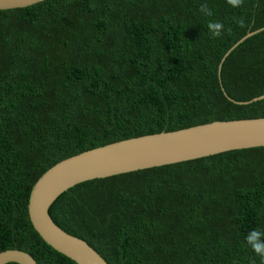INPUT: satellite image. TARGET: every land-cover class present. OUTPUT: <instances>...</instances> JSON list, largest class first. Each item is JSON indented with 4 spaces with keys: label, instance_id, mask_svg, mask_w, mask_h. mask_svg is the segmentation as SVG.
<instances>
[{
    "label": "trees",
    "instance_id": "trees-1",
    "mask_svg": "<svg viewBox=\"0 0 264 264\" xmlns=\"http://www.w3.org/2000/svg\"><path fill=\"white\" fill-rule=\"evenodd\" d=\"M209 22L223 24L221 36ZM261 27L264 0H43L0 10V251L76 264L28 216L32 186L58 161L130 137L264 117V98L237 103L264 94V30L218 74L229 48ZM49 214L108 264H264L253 250L264 245V146L81 182Z\"/></svg>",
    "mask_w": 264,
    "mask_h": 264
},
{
    "label": "water",
    "instance_id": "water-1",
    "mask_svg": "<svg viewBox=\"0 0 264 264\" xmlns=\"http://www.w3.org/2000/svg\"><path fill=\"white\" fill-rule=\"evenodd\" d=\"M43 0H0V10L26 7ZM233 44L218 65V74L229 53L247 37ZM223 89V88H222ZM224 90V89H223ZM225 96L234 102L225 91ZM264 98L254 97L249 103ZM264 146V117L215 120L172 131L130 137L91 148L62 159L34 183L28 200V216L41 239L76 264H108L85 240L63 230L49 214L54 200L72 186L116 174L200 158L224 151ZM38 264L26 251H0V264Z\"/></svg>",
    "mask_w": 264,
    "mask_h": 264
},
{
    "label": "clouds",
    "instance_id": "clouds-1",
    "mask_svg": "<svg viewBox=\"0 0 264 264\" xmlns=\"http://www.w3.org/2000/svg\"><path fill=\"white\" fill-rule=\"evenodd\" d=\"M244 0H227V3L233 7H240L243 5ZM200 10L206 15H212L211 9L207 5H201ZM238 23L243 24V21H238ZM223 24L220 22H209L208 29L211 32L212 36L219 37L222 35ZM248 239V237H246ZM253 250L261 256L262 261H264V245H254Z\"/></svg>",
    "mask_w": 264,
    "mask_h": 264
},
{
    "label": "bare ground",
    "instance_id": "bare-ground-1",
    "mask_svg": "<svg viewBox=\"0 0 264 264\" xmlns=\"http://www.w3.org/2000/svg\"><path fill=\"white\" fill-rule=\"evenodd\" d=\"M34 228V227H33ZM35 229V228H34ZM36 230V229H35ZM36 232H37V230H36ZM38 233V232H37ZM39 235V234H38ZM57 251V250H56ZM60 253V252H59Z\"/></svg>",
    "mask_w": 264,
    "mask_h": 264
}]
</instances>
